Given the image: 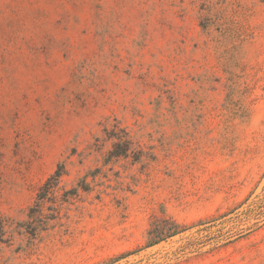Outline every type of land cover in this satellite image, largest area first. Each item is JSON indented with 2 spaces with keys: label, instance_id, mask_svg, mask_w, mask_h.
I'll list each match as a JSON object with an SVG mask.
<instances>
[{
  "label": "rangeland",
  "instance_id": "obj_1",
  "mask_svg": "<svg viewBox=\"0 0 264 264\" xmlns=\"http://www.w3.org/2000/svg\"><path fill=\"white\" fill-rule=\"evenodd\" d=\"M0 264H264V0H0Z\"/></svg>",
  "mask_w": 264,
  "mask_h": 264
},
{
  "label": "trees",
  "instance_id": "obj_2",
  "mask_svg": "<svg viewBox=\"0 0 264 264\" xmlns=\"http://www.w3.org/2000/svg\"><path fill=\"white\" fill-rule=\"evenodd\" d=\"M119 142L114 145V151L111 152L112 157H121L128 155L129 151L131 150V143L128 140H123L121 137H117ZM66 169L64 165H58V168L55 170V172L46 180V182L42 185L40 188V193L38 194L37 206H40L43 202H45V199L48 198V196L56 191L58 189L62 178L66 175ZM34 222L42 223L44 224V221L42 220V215L40 217H33ZM186 230V228L173 219L169 217H162L159 219H155L152 221L150 228L147 231L146 238V247H154L161 243L162 241H165L169 238H172L174 236H177L181 233H183ZM34 236V234H32Z\"/></svg>",
  "mask_w": 264,
  "mask_h": 264
}]
</instances>
